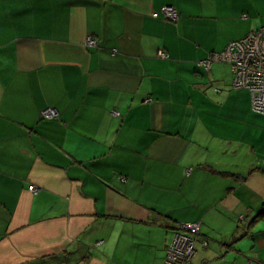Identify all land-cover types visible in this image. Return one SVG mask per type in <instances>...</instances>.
I'll return each instance as SVG.
<instances>
[{"label": "crops", "instance_id": "1", "mask_svg": "<svg viewBox=\"0 0 264 264\" xmlns=\"http://www.w3.org/2000/svg\"><path fill=\"white\" fill-rule=\"evenodd\" d=\"M263 24L264 0H0V264H165L194 222L186 264H264V114L199 65Z\"/></svg>", "mask_w": 264, "mask_h": 264}, {"label": "built area", "instance_id": "2", "mask_svg": "<svg viewBox=\"0 0 264 264\" xmlns=\"http://www.w3.org/2000/svg\"><path fill=\"white\" fill-rule=\"evenodd\" d=\"M164 16L170 21L179 19L177 11L172 6L164 9ZM85 44L96 46L97 40L88 36ZM158 56L168 57L163 51H159ZM215 62L230 66L233 74L232 86L247 89L250 93L252 111L256 114H264V24L249 32L245 37L230 41L222 51L209 54L199 62V65L208 70ZM113 113L116 116L119 115L118 112ZM57 116L54 108H46L41 112L43 119H52ZM29 189L36 192L34 186ZM198 241L203 246L208 245V241L199 236L198 223L177 225L167 244L165 264L190 262L195 256V245Z\"/></svg>", "mask_w": 264, "mask_h": 264}, {"label": "trees", "instance_id": "3", "mask_svg": "<svg viewBox=\"0 0 264 264\" xmlns=\"http://www.w3.org/2000/svg\"><path fill=\"white\" fill-rule=\"evenodd\" d=\"M42 118V117H41ZM258 219H262L264 220V201L262 202L257 214L254 216V219L253 221H256ZM194 223H197V222H194ZM199 224V223H198ZM199 232H200V224H199ZM200 236V234H199ZM201 238V237H200ZM202 239V238H201Z\"/></svg>", "mask_w": 264, "mask_h": 264}, {"label": "rangeland", "instance_id": "4", "mask_svg": "<svg viewBox=\"0 0 264 264\" xmlns=\"http://www.w3.org/2000/svg\"><path fill=\"white\" fill-rule=\"evenodd\" d=\"M230 67V66H229ZM232 79H233V75H232ZM200 241H198V243H199ZM195 254H196V251H195Z\"/></svg>", "mask_w": 264, "mask_h": 264}]
</instances>
